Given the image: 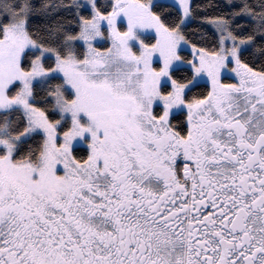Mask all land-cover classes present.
Wrapping results in <instances>:
<instances>
[{
  "label": "snow or ice",
  "instance_id": "obj_1",
  "mask_svg": "<svg viewBox=\"0 0 264 264\" xmlns=\"http://www.w3.org/2000/svg\"><path fill=\"white\" fill-rule=\"evenodd\" d=\"M0 264H264V0H0Z\"/></svg>",
  "mask_w": 264,
  "mask_h": 264
},
{
  "label": "trees",
  "instance_id": "obj_2",
  "mask_svg": "<svg viewBox=\"0 0 264 264\" xmlns=\"http://www.w3.org/2000/svg\"><path fill=\"white\" fill-rule=\"evenodd\" d=\"M194 4L208 5L210 3H215L217 5H222L225 3V0H193ZM203 10V9H201Z\"/></svg>",
  "mask_w": 264,
  "mask_h": 264
}]
</instances>
